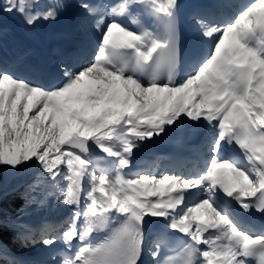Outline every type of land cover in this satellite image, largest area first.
Returning a JSON list of instances; mask_svg holds the SVG:
<instances>
[{
    "label": "snow or ice",
    "instance_id": "6c2138e0",
    "mask_svg": "<svg viewBox=\"0 0 264 264\" xmlns=\"http://www.w3.org/2000/svg\"><path fill=\"white\" fill-rule=\"evenodd\" d=\"M138 5L146 6L150 26L133 30L116 18L138 24ZM57 9L39 0H7L0 16L19 13L31 27L56 19ZM80 9L99 33L87 65L74 71L58 65L60 81L46 84L24 75L32 70L22 68L23 58L0 60V166L36 167L32 189L51 181V194L73 209L58 234L41 226L39 243L62 244V264H144L146 218H159L161 231L187 237L182 264H264V219H252L256 213L264 218V0H250L231 18L196 12L208 50L192 54L182 79L179 0H123L104 15L83 0ZM4 30L0 23V39ZM186 120L211 133L202 170L124 172L141 142ZM4 227L0 220V231ZM210 231L214 235H206ZM99 232L108 236L96 243L90 237ZM160 248L157 240L148 249L154 264H162Z\"/></svg>",
    "mask_w": 264,
    "mask_h": 264
},
{
    "label": "rangeland",
    "instance_id": "374dc122",
    "mask_svg": "<svg viewBox=\"0 0 264 264\" xmlns=\"http://www.w3.org/2000/svg\"><path fill=\"white\" fill-rule=\"evenodd\" d=\"M45 1L47 2L45 6H50L49 1H53V2L57 1L63 4L62 11L59 14H56V19H53V23L55 24V26L59 27L58 29L59 31L63 30V33L68 31V29L70 28H75L74 27L75 23L80 21V19L76 17L77 15H79L78 13L83 15L82 10L80 9V5L82 3V1L80 0H75L77 2V5H75L73 8L76 10L65 9L67 7L66 5L67 2L71 0H45ZM95 6H97L98 9L103 10L104 14L110 8L105 6L103 4V1L101 0H99L98 3L95 4ZM83 19L87 20V23L82 28L83 32H80L82 29H76L73 33L75 35L74 38L75 43H77L78 46L81 48H83L84 46L86 48L89 44L93 43L94 41V34L91 32L93 23L90 22L91 19L85 17L84 15H83ZM59 25H62V28H60ZM57 43L60 47L67 49V47L71 46L73 42L71 40H66V37H63ZM88 63L89 61L85 65H87ZM176 131L180 132L178 133L179 135L182 134L181 128H174V130L170 131L167 135L153 137L151 140L141 142V147L139 149H136L134 152H138L140 149H144L152 152V150L157 149L159 145L165 142H174L177 140ZM133 158H139L137 157V153L134 154ZM128 170L131 171L130 168ZM21 172L23 173L24 170L9 168V170H7L6 173L8 177H11L13 175L20 174ZM38 175H39L38 169L36 167H33L30 177L26 180V182L22 184L25 188L24 190L25 196L23 199L21 215L18 218V222L20 224L28 225L33 230L31 233H28L22 228L24 233L19 238V241L21 242V247L32 248V251L27 256H25V254H22L21 256H16V257L20 259L19 264L22 263V261H27L26 264H62L63 258L60 257L58 253L59 250H64V246L58 243L57 245H54L52 248H48L43 244L39 243L40 231H41V226L46 225L42 223L44 220L46 221L54 220V218L55 221L60 218L59 223H61V225L65 224L66 226L65 228L62 226L56 228L57 234L63 231L68 226L67 223H65V221L71 216L68 215L69 213L72 212V210L71 208H69V206L59 203L57 201L56 196L51 194L55 191V189L52 187L51 181L42 182L40 187L36 188L35 190L32 189L31 186L36 182V178ZM65 183L66 181L62 183V186H65L64 185ZM19 187L20 185L15 189ZM65 209H68L67 214L64 212ZM81 221L83 223V217H81L78 223H81ZM48 226L51 225L48 224ZM25 236H31V239L26 240L24 238ZM53 255H55V259H52Z\"/></svg>",
    "mask_w": 264,
    "mask_h": 264
},
{
    "label": "trees",
    "instance_id": "16d2710c",
    "mask_svg": "<svg viewBox=\"0 0 264 264\" xmlns=\"http://www.w3.org/2000/svg\"><path fill=\"white\" fill-rule=\"evenodd\" d=\"M7 170H9L8 167L0 166V220L6 224V227L0 231V264H15L12 258L7 257V254L11 252V254L17 255L28 251L16 250L18 242L16 239L23 231L19 227L21 224L18 222V218L25 194L23 186L15 188L29 178L31 169H25L23 173L11 177L7 176Z\"/></svg>",
    "mask_w": 264,
    "mask_h": 264
},
{
    "label": "bare ground",
    "instance_id": "6f19581e",
    "mask_svg": "<svg viewBox=\"0 0 264 264\" xmlns=\"http://www.w3.org/2000/svg\"><path fill=\"white\" fill-rule=\"evenodd\" d=\"M80 1H82V0H80ZM92 1H94V0H88V2L91 4V2ZM83 2V1H82ZM105 2V3H104ZM104 4L106 5V6H111V7H113V6H116V5H118L119 3H121V2H123V0H104ZM52 5H58V9L60 8V5L58 4V3H56V2H53L52 1V3H51ZM75 5H77V2L75 1V0H71V1H69V2H67V7L65 8V9H68V10H72L73 9V6H75ZM95 5V4H94ZM77 8H78V6H77ZM98 15H104V13L102 12V10H98ZM228 16H227V18H231L233 15L232 14H227ZM81 16L83 17V15H81V14H79V15H77L76 17H78L79 19L81 18ZM117 19L119 18V17H116ZM49 24H50V26H51V28H54L55 29V25H54V23H53V19L52 20H46ZM83 23H82V25H81V27L80 28H83L84 27V25L86 24V21L84 20V21H82ZM80 23V22H79ZM78 24V22H76L75 23V28H76V25ZM60 26V25H59ZM15 32L16 33H18V34H21V32H22V27L20 26V27H16V29H15ZM80 32H83V29L80 31ZM99 34V33H98ZM74 47V46H73ZM78 48V47H77ZM83 52H84V50H83ZM76 64V62H74L73 63V65H75ZM84 65V63L80 66V67H82ZM175 145V144H174ZM173 145V146H174ZM159 150V149H158ZM158 150H156V151H152L151 153H154V152H157ZM136 153V152H135ZM136 156V155H135ZM133 164L134 165H138V166H140V165H142V161L139 159V158H133ZM62 167V166H61ZM135 167V166H134ZM46 175V174H45ZM191 175V174H190ZM65 186L67 185V181H66V183L64 184ZM71 210L73 211V209L71 208ZM67 211H68V209H65V213L67 214ZM72 214V212L70 213V215ZM57 218V217H56ZM155 219H159V218H155ZM60 220V218L58 219V220H56V221H59ZM48 221H50V222H48ZM48 221H46V220H44L42 223L43 224H51V223H54V222H56L55 221V218H54V220H48ZM39 222V221H38ZM159 222H160V224H161V226H162V221H161V219L159 220ZM39 224V223H38ZM58 227H61V225H57ZM83 226V225H82ZM81 226V227H82ZM58 227H55V228H58ZM62 227H64L65 228V226H63L62 225ZM63 228V229H64ZM152 230H148L147 231V236L148 237H153V236H155V235H152V232H151ZM34 236V235H33ZM90 239H92L94 242H96V243H98V240L96 239V234L95 233H93L92 234V236L90 237ZM79 244V242L77 241V242H75L74 243V247H73V249H75V251H76V245H78ZM64 252V250L63 251H61V250H59V253H63ZM61 255V254H60ZM69 255H71V253L69 254ZM63 258H64V255H61Z\"/></svg>",
    "mask_w": 264,
    "mask_h": 264
},
{
    "label": "water",
    "instance_id": "95a60500",
    "mask_svg": "<svg viewBox=\"0 0 264 264\" xmlns=\"http://www.w3.org/2000/svg\"><path fill=\"white\" fill-rule=\"evenodd\" d=\"M147 219H149L150 220V223L152 224V227H153V229H156L157 228V226H158V223L157 222H155V221H153L152 219H150V218H147Z\"/></svg>",
    "mask_w": 264,
    "mask_h": 264
}]
</instances>
